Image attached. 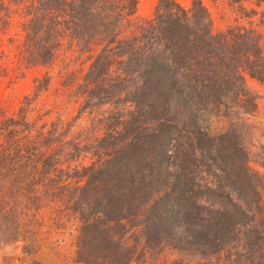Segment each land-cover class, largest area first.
<instances>
[{
	"label": "trees",
	"instance_id": "obj_1",
	"mask_svg": "<svg viewBox=\"0 0 264 264\" xmlns=\"http://www.w3.org/2000/svg\"><path fill=\"white\" fill-rule=\"evenodd\" d=\"M100 3L52 0L68 18L51 19L78 41L90 42L99 33L106 44L116 41L87 72L95 103L118 97L131 104L100 139L105 158L79 173L86 178L72 201L80 220L76 260L129 264L134 248L122 236L139 225L151 248L170 245L205 258L226 251L229 264H264L262 178L247 163L241 124L231 121L212 133L201 122L205 113L256 108L243 72L264 83L258 37L247 30L214 33L200 0L189 9L157 0L154 17L138 34L115 40L120 20ZM51 33L44 39L49 45L35 47L42 63L52 55ZM114 63L119 73L112 78L107 72ZM51 164L48 156L45 170Z\"/></svg>",
	"mask_w": 264,
	"mask_h": 264
},
{
	"label": "rangeland",
	"instance_id": "obj_2",
	"mask_svg": "<svg viewBox=\"0 0 264 264\" xmlns=\"http://www.w3.org/2000/svg\"><path fill=\"white\" fill-rule=\"evenodd\" d=\"M131 1L101 0L105 13L120 20L115 40L138 34L154 17L157 0H136L130 12ZM175 1L189 9L192 0ZM200 1L214 33L247 30L256 35L264 62V0ZM53 17L59 21L68 13L52 0H0V264H84L76 260L80 220L72 209L78 194L74 189L84 183L86 177L79 174L83 168L105 158L100 139L113 132L117 115L125 118L131 109L118 97L95 103L93 82L86 76L96 56L114 48L116 41L106 44L99 33L83 43ZM53 25V33H46ZM50 33L52 55L42 63L35 47L46 46ZM116 66L109 67L108 76L119 73ZM243 74L257 96L256 108L249 113H205L201 122L212 133L240 122L247 163L262 178L264 206V83ZM48 156L52 164L45 170ZM140 228L131 226L122 236L134 248L129 264H229L226 251L205 258L170 245L151 248Z\"/></svg>",
	"mask_w": 264,
	"mask_h": 264
},
{
	"label": "built area",
	"instance_id": "obj_3",
	"mask_svg": "<svg viewBox=\"0 0 264 264\" xmlns=\"http://www.w3.org/2000/svg\"><path fill=\"white\" fill-rule=\"evenodd\" d=\"M204 6V5H203Z\"/></svg>",
	"mask_w": 264,
	"mask_h": 264
}]
</instances>
